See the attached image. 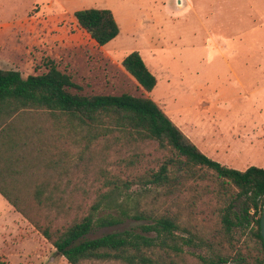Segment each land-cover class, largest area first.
Returning a JSON list of instances; mask_svg holds the SVG:
<instances>
[{
    "label": "trees",
    "instance_id": "obj_1",
    "mask_svg": "<svg viewBox=\"0 0 264 264\" xmlns=\"http://www.w3.org/2000/svg\"><path fill=\"white\" fill-rule=\"evenodd\" d=\"M73 16L97 45L119 33L108 8L77 9ZM46 66L26 77L0 68V194L69 264H186L185 247L199 250L192 251L199 264H264V168L238 170L209 158L149 96L82 93L70 74L52 62ZM121 66L144 92L155 87L157 79L137 50ZM151 143L161 156L140 173H127L139 168L145 158L140 148ZM121 148L129 150L113 164H121L125 176L106 177L107 188L86 210L56 224L50 210L57 216L67 211L52 200L57 186H48L51 177L69 178L86 156L104 160ZM28 157L36 163L45 158L41 177L33 176L39 169L27 170L35 165ZM38 180L41 185L26 195ZM127 219L138 224L85 238L94 228Z\"/></svg>",
    "mask_w": 264,
    "mask_h": 264
},
{
    "label": "rangeland",
    "instance_id": "obj_2",
    "mask_svg": "<svg viewBox=\"0 0 264 264\" xmlns=\"http://www.w3.org/2000/svg\"><path fill=\"white\" fill-rule=\"evenodd\" d=\"M90 7L114 14L119 34L108 44L97 45L73 16L75 10ZM133 50L157 79L149 93L121 66ZM48 62L70 74L82 93L149 96L183 133L196 128L199 139L191 141L223 165L264 168V0H0V68L26 77L44 72ZM170 85L178 92L169 94ZM36 144L35 138L32 147ZM128 150H110L104 160L86 156L69 178L51 177L48 186H57L52 200L67 211L57 216L50 210L56 224L86 210L96 193L107 188L106 177L125 176L127 170L113 162ZM140 154L145 158L139 168L127 173L152 166L162 151L151 143L141 146ZM44 160L33 161L27 170L39 169L33 176L41 177ZM25 202L35 203L32 198ZM137 224L127 219L116 227L94 228L85 238ZM192 251L199 252L185 247L184 263L199 264ZM0 264L69 263L0 198Z\"/></svg>",
    "mask_w": 264,
    "mask_h": 264
},
{
    "label": "crops",
    "instance_id": "obj_3",
    "mask_svg": "<svg viewBox=\"0 0 264 264\" xmlns=\"http://www.w3.org/2000/svg\"><path fill=\"white\" fill-rule=\"evenodd\" d=\"M119 34V33H118ZM113 40V39H112ZM109 42H111V41H109ZM108 42V43H109ZM96 43V42H95ZM108 43H106V44H108ZM100 46V45H99ZM103 46V45H102ZM144 60V59H143ZM145 62V61H144ZM146 64V63H145ZM148 67V66H147ZM150 70V69H149ZM125 71V70H124ZM151 71V70H150ZM154 74V73H153ZM157 83V82H156ZM169 89V94H171V93H173V92H176L177 90H179V89H177V87H175V86H172V85H170V87L168 88ZM153 90V89H152ZM178 92V91H177ZM157 104V103H156ZM158 105V104H157ZM159 106V105H158ZM171 119V118H170ZM196 130V128H190L188 131H184V133L186 134V136H188V137H190V140L191 139H193V140H196L197 141V139H199L198 138V136L196 135V132L197 131H195ZM4 164H5V162L2 160V159H0V169H1V167L2 166H4ZM1 176V175H0ZM0 198H3L5 201H6V199L0 194Z\"/></svg>",
    "mask_w": 264,
    "mask_h": 264
},
{
    "label": "water",
    "instance_id": "obj_4",
    "mask_svg": "<svg viewBox=\"0 0 264 264\" xmlns=\"http://www.w3.org/2000/svg\"><path fill=\"white\" fill-rule=\"evenodd\" d=\"M259 226H260V235L264 243V203H263L261 215L259 218Z\"/></svg>",
    "mask_w": 264,
    "mask_h": 264
}]
</instances>
